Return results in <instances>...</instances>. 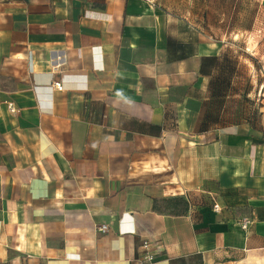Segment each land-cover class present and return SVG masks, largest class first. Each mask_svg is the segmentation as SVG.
Masks as SVG:
<instances>
[{
    "label": "crops",
    "instance_id": "obj_1",
    "mask_svg": "<svg viewBox=\"0 0 264 264\" xmlns=\"http://www.w3.org/2000/svg\"><path fill=\"white\" fill-rule=\"evenodd\" d=\"M258 1L0 0V264H264V131L219 105Z\"/></svg>",
    "mask_w": 264,
    "mask_h": 264
},
{
    "label": "rangeland",
    "instance_id": "obj_2",
    "mask_svg": "<svg viewBox=\"0 0 264 264\" xmlns=\"http://www.w3.org/2000/svg\"><path fill=\"white\" fill-rule=\"evenodd\" d=\"M255 3L259 5L260 1ZM261 17L264 19V15ZM260 28H249L242 34L237 31L234 41L221 44L222 72L230 81L219 105L224 114L237 119L242 126L238 127L239 132L264 131V101L258 86L264 82V27Z\"/></svg>",
    "mask_w": 264,
    "mask_h": 264
},
{
    "label": "built area",
    "instance_id": "obj_3",
    "mask_svg": "<svg viewBox=\"0 0 264 264\" xmlns=\"http://www.w3.org/2000/svg\"><path fill=\"white\" fill-rule=\"evenodd\" d=\"M54 87L57 89H61L62 85L60 81H55L53 83ZM213 209L215 211L219 210L218 204H214ZM256 217V214L254 212H251L250 215L244 216L242 220V228H247V226L252 222V220ZM97 231L99 232H105L107 229L106 224H100L96 227ZM148 239H142L140 241V244L138 248H135L134 250V258L135 259H141L145 261H149L152 258L151 252H150V245H149Z\"/></svg>",
    "mask_w": 264,
    "mask_h": 264
}]
</instances>
